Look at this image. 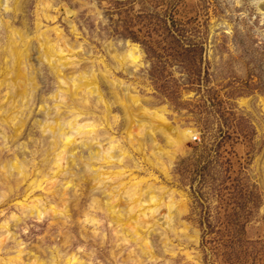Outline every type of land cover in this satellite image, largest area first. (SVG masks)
I'll use <instances>...</instances> for the list:
<instances>
[{"label": "rangeland", "instance_id": "374dc122", "mask_svg": "<svg viewBox=\"0 0 264 264\" xmlns=\"http://www.w3.org/2000/svg\"><path fill=\"white\" fill-rule=\"evenodd\" d=\"M38 36L47 44L63 41L72 50L64 51L68 63L58 65L63 74L46 61ZM127 42L140 51L136 63L119 60ZM19 57L28 83L24 99L10 109L5 98L12 79L6 77ZM83 71L94 74L101 100L93 94L83 107L86 97L79 101L67 91L70 105L61 108L80 110L81 117L101 122L113 142L119 140L129 155L118 164L125 170L119 181L134 175L141 192L171 197V220L165 222L160 206L157 224L140 231L153 253L143 256V243L117 239L116 225L106 217L96 215L99 222L87 226L79 221L78 206L87 207L96 197L81 183L70 187L67 216L10 222L0 262H10L19 247L27 261L30 254L59 246L55 222L66 220L69 243L61 250L84 264H264V0H0V166L16 157L31 172L16 186L14 175L8 185L0 183V224L12 213L22 216L19 201L27 193L29 200L48 197L47 207L59 201L36 184L28 189V183L51 166L37 172L45 146L41 126L52 120L46 108L58 107L54 95L71 88ZM123 103L146 123L143 135L135 133L140 151L129 145L131 115ZM1 113L10 116L8 122ZM169 127L191 134L183 139ZM171 134L176 145L168 142ZM79 145L76 158L79 150L86 154ZM85 161L76 159L73 170ZM69 177L60 178V190ZM117 183L111 180L108 189Z\"/></svg>", "mask_w": 264, "mask_h": 264}, {"label": "bare ground", "instance_id": "6f19581e", "mask_svg": "<svg viewBox=\"0 0 264 264\" xmlns=\"http://www.w3.org/2000/svg\"><path fill=\"white\" fill-rule=\"evenodd\" d=\"M15 35L16 32L13 31L11 33V37L14 38L16 37ZM38 40L46 61H48L49 64L53 66L58 73H60L61 70L58 68V65H65L68 63L66 60L67 54H64V51L71 53L72 50L69 49L63 41H59L61 42L60 45L58 41L55 44H47V41L41 39L40 36H38ZM126 45L127 49L125 50L124 55L121 57L118 56L119 60L123 61L127 59L132 63H136L140 59L141 55L139 49L132 43L130 44L127 42ZM64 75L63 77H65ZM6 78L12 79V81H7L12 86V89L10 90L11 93L7 94L8 98H5V103H8V107L11 109V106H13L19 98L22 100L24 99L28 83V80L25 79L22 57H19L18 60L14 62L13 69L10 72V75H7ZM73 80L71 88H69L70 86H67V90L60 89V91L54 95L55 99L58 100V107L53 106L52 108H46L47 114H51L52 120L45 122L41 126L42 138L45 141L43 145L45 144V146H43L44 156L41 158L42 169L37 172L42 174L43 170H45L48 165L51 166L45 170L46 172L42 174L41 179L38 180L31 176L32 179H29L30 182L28 183V189H31L36 184L35 186H37V189L40 188L45 190L47 195L52 197L59 196V201L52 203L49 207H47L48 197L45 198V202L44 199L41 202V199L35 197V199L29 200V193L25 194V198L19 201L22 216L12 213L9 220L4 219V221L0 224V229L2 231L0 234V249L11 237L9 231L10 222H20L26 216H33L40 221L44 218V216L57 218L61 215L67 216L70 214L67 209V199L70 195V187L75 188L76 185L82 183L86 185V191L89 193V196L96 197L93 199L91 198L89 203H87V207L81 209L80 207L84 205L78 206L81 215H83V219L80 220L79 218V221L87 226L89 223L97 224L99 222V218H97L98 215L100 217H106L109 224L114 226L116 225L114 229L117 239L120 238L123 243H143V246L140 245V253L143 256L147 255L148 257H153L150 242L148 241V238H145L141 234L140 231H142L144 227L146 231H148L150 227L157 224L158 218L155 219L154 215L157 211H159L158 209L162 205L165 207V215H163L166 219L165 222L169 224L172 217V207L175 206L174 201L171 197L164 200L163 195L157 197L154 193L141 192L139 188L140 183L138 180L134 181V175L132 176V179H129L127 182L119 181L125 170L120 168L118 164L123 162V160L129 156L127 150L119 144V140H115L116 142H113V137L106 136V131H102V129L99 128V126L102 125L101 122L95 119L89 120L81 117V114L78 113L80 110L71 111V108L69 110H66L65 108L70 105L67 97L65 96L67 91H70L72 96L77 97V100L79 101L86 97L84 102L80 103L83 107L85 106V103L88 102V98H90L93 94H96L97 101L101 100L102 96L100 94L95 76L92 72L87 73L83 71L75 76ZM60 82L65 84L66 80H61ZM132 101H136V99L131 98V102ZM123 104H125L126 111L131 115L128 118L129 122L126 128L129 145L135 150L140 151L142 142L135 137V133H137V135H143L146 123L144 121L138 122L137 117H134L130 105H126V103ZM61 106L65 107L61 108ZM62 112H65V114ZM1 115L5 117V122L9 121V115L7 116L3 113H1ZM69 115L70 117L68 118ZM143 115L149 116L147 112L145 114L143 113ZM151 117L152 116H150V118ZM13 119H15V117ZM19 121L18 127H21L23 125V121L21 119H19ZM38 122L40 123V120H38ZM169 129H171L173 133L175 132V136L183 139L187 138L191 134L190 129H183L179 131H176L175 127H169ZM15 132L17 135L18 132L16 130ZM45 135L49 137L48 140H45ZM168 139L169 144L176 145L177 141L172 134L168 137ZM101 141H104V143ZM79 143V146L86 150V154L82 155L81 152L83 151L79 150V155H81L78 158H87L88 161H85V164H81L82 166L73 170V167L77 164L76 159L78 158L72 155L75 154V149H77L76 147ZM94 161L99 163L98 167L93 165ZM147 161L151 163L149 158H147ZM164 162L165 161H163V163ZM107 164H115L114 169H109L110 167L103 168V166H108ZM33 167L34 169L37 168V162L33 163ZM30 174L26 172L25 166L19 163L16 157H14V159H10L8 162L6 161L0 166V183L6 182V185H8L9 180L14 175L13 179H15V181L12 183L13 186H16L19 182L22 183L26 181L28 177H30ZM67 176L71 177L64 181V185H62V189L60 190V178H65ZM74 180H77V182H74ZM111 180L113 182H118L114 189H108L107 187L108 182ZM42 181L46 182L43 183L45 184L43 186L41 184ZM33 191H35V189ZM98 196H102V198H99ZM146 199L147 203L144 205L143 202ZM176 206L179 207V205ZM90 208L93 210L92 212L89 211ZM65 222L66 220L62 223H59V221L55 222L59 233H61L60 235H62V241L59 242L61 243L59 246L50 248L49 252H45L46 250L42 249V253L45 252L44 254H30L33 258L29 257L27 261H25L23 257L25 252L24 248L19 247L16 252H14V256L12 255L10 262L13 261L14 264H84L85 261L76 256L73 252L67 253L66 250H61V248L65 249L69 243L66 238V233L63 230ZM117 227L120 228L117 229ZM169 227L168 229H171ZM172 230L174 231L175 229L172 228ZM160 237L162 238L164 245L167 246L166 243L168 242V238L166 234H164L163 237ZM16 244H19V242ZM165 250L168 249L165 248ZM10 262H6L5 260L0 262V264H10ZM137 262L140 263L141 260L138 259Z\"/></svg>", "mask_w": 264, "mask_h": 264}, {"label": "built area", "instance_id": "2783aa9c", "mask_svg": "<svg viewBox=\"0 0 264 264\" xmlns=\"http://www.w3.org/2000/svg\"><path fill=\"white\" fill-rule=\"evenodd\" d=\"M193 139H194V140L197 139V136H195Z\"/></svg>", "mask_w": 264, "mask_h": 264}]
</instances>
